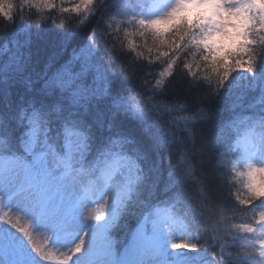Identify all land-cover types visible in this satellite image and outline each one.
I'll list each match as a JSON object with an SVG mask.
<instances>
[{
	"label": "snow or ice",
	"instance_id": "1",
	"mask_svg": "<svg viewBox=\"0 0 264 264\" xmlns=\"http://www.w3.org/2000/svg\"><path fill=\"white\" fill-rule=\"evenodd\" d=\"M25 2L37 9L57 7L54 0ZM110 7L108 0H79L62 9L82 17L77 27L94 16L100 19L87 43L79 52L73 50L72 57L51 75L48 70L55 55L35 78L25 75L30 53L17 61L11 74L0 70L4 101L0 109V264H175L171 250L181 249L195 250L192 264H264V210L258 219L253 216L258 226L227 223L228 211L232 215L244 211L239 206L255 209L259 201L264 207V166L248 164L246 172H236L216 140L197 138L198 125L214 119L204 100L196 103L192 115L174 122L170 132L162 128L166 122L160 113L172 109L156 100L168 91V78L175 72L191 77L190 89L204 87L217 98L226 96L225 90L241 79L258 77L262 107L258 124L264 130V0H151L150 8L158 11L119 22L107 11ZM14 8L10 0H0V17L7 22L4 30L16 24ZM106 18L113 22L112 32L105 28L102 34L112 42L113 51V33L121 30L131 50L138 47L132 37L144 41L150 61L144 74L155 77V82L144 79L140 88L150 91L151 97L130 104L129 97L114 92L111 78L98 69L89 79L96 68V33ZM51 22L55 24L54 19ZM129 25L134 31H128ZM60 27L62 53L74 29L65 28L63 21ZM143 55L137 53V57ZM152 61L166 65L158 77L151 71ZM118 74L124 79L134 75L123 68ZM18 84L24 92L14 97ZM169 103H179V98ZM126 119L137 123L141 135L124 126ZM145 140L152 151L168 153L170 167L163 188L160 162L152 160ZM256 155L264 165V134L258 152L246 151L243 158ZM230 173L244 177L243 197L240 190L231 192ZM85 174L96 180L94 188L84 186ZM213 178L218 185L210 183ZM225 187L238 206L228 208L219 199V189ZM161 195L170 204L182 205L184 218L192 225L200 223L197 216L210 219L218 214L210 226L214 244L193 243L189 232L177 239L169 219L159 220L158 213L151 211ZM92 204L99 207L89 210ZM39 228L45 234L37 243L34 233ZM232 228L246 235L236 256L225 261V248L237 244ZM78 255L82 259H76Z\"/></svg>",
	"mask_w": 264,
	"mask_h": 264
},
{
	"label": "trees",
	"instance_id": "2",
	"mask_svg": "<svg viewBox=\"0 0 264 264\" xmlns=\"http://www.w3.org/2000/svg\"><path fill=\"white\" fill-rule=\"evenodd\" d=\"M10 2L15 5V26L4 30L7 22L0 17V70H4L9 74H11L12 69L16 66L17 61L27 57L30 53V60H25V63L29 66L25 75L30 74L32 78H35L38 73L44 71L45 65L55 55L52 67L48 70L49 75H51L72 57L73 50L79 52L80 48L87 43L88 36L93 34V29L97 27V21L100 19L99 15L94 16L83 27H77L82 17L72 12L64 13L62 9L73 7L79 0H54L57 7L52 10L37 9L33 4L26 3L25 0H10ZM108 3L111 7L107 11L112 16H115L116 22L126 20V17L131 15H148V12L152 9L150 8L151 0H108ZM117 4L119 5L117 6ZM53 19L55 20V24L51 22ZM62 21L65 28L74 29V31L71 43L61 53L63 30L60 24ZM112 23L111 20L106 18L105 23L100 25V31L96 33L98 52L93 61L96 68H93L89 73V79L97 74L98 69L100 73H104L111 78L114 92L129 97V103L134 104L141 99H147L152 96L150 91H141L140 88L141 82L144 79L151 81L153 84L155 82V77L151 75L145 76L144 74L149 71L146 67L150 63L149 53L143 47L144 41L138 36L132 37L137 42V49H129L127 47L128 37L125 36L122 30L118 35L113 33V39L115 40V51H113L112 42L108 41V37L102 34L105 28L107 32H112V28L109 26ZM38 24L40 27L37 28L36 25ZM128 31L132 32L134 29L129 25ZM138 52H143L144 55L137 57ZM187 59L189 62L191 61V57H187ZM151 63V71H154L156 77H158L166 65L156 61H152ZM75 67L79 69L80 63L76 62ZM138 67L143 68L144 71L136 73L135 70ZM180 67L182 68L183 64ZM122 68L127 69L129 73H134V75H131L128 79H124L118 74ZM243 76L249 77L251 74L244 73ZM199 78L197 77V79ZM168 79L170 80L168 91L164 96L156 97V100L160 101L161 105H167L168 109H172L169 113H160L161 121L166 122L162 123V128H166L170 132L174 122H179L183 117L192 115L195 111L196 103L199 100H204L205 104L213 111L214 119L208 123L198 125L197 138L209 141L216 140L220 145L219 151L227 154L230 161L229 166H231L233 161L237 160L242 153L241 140L244 138L248 128L260 127L258 121L262 107L260 104L261 88L259 78L257 77L256 80L241 79L238 83L234 84L233 88L229 86L225 90V93L228 94L220 98L210 95L209 90L204 87L190 89L189 81L191 77L183 72H175L174 76ZM23 92L24 89L19 84L13 88L14 97H19ZM133 97H135V100L132 99ZM177 98H179V103H169V101H174ZM185 98L188 101L187 105L184 103ZM185 107L189 110L183 111L182 109ZM3 108L4 101L0 98V109ZM124 126L134 130L138 136L141 135L134 120L126 119ZM217 134H219L218 138ZM144 147L149 150L152 160L160 162V186L163 188L170 167L168 153L166 151H160L159 153L152 151L146 140L144 141ZM176 160L177 156L173 153L171 156L172 164H175ZM233 176V173L228 175V182L232 185L231 192L235 193L237 190H240V194L243 197V183L235 180ZM150 179H155V176L150 177ZM210 183L218 185L219 180L213 178ZM219 193V199L228 208L238 206V201L234 199V196L229 195L226 187L220 188ZM159 207L169 210L178 221H181L185 225L187 232L191 233L189 239L193 243L199 242L201 246L206 243L209 246L214 244L213 232L210 226L215 220L219 219L218 214L213 215L210 219L197 216L200 223L192 225L189 223V220L184 218V208L182 205L170 204L161 195L154 203L151 211L155 214ZM239 207L244 209V211L236 215H232L231 211L227 212L230 218L227 223L235 226L243 224L258 226L255 225L253 216L255 215L258 219L259 212L264 210L260 202H256L255 209H252L251 206ZM231 230L236 234L237 244L225 248V261L231 260L236 256V253L240 251L239 242L246 235L238 231L237 228H232ZM196 234L199 238H197ZM119 236L123 238L124 233H119ZM226 239L231 240L232 237L227 236ZM215 250L217 252L220 251L218 243L215 244ZM194 251L185 250L181 254L182 264H192Z\"/></svg>",
	"mask_w": 264,
	"mask_h": 264
},
{
	"label": "rangeland",
	"instance_id": "3",
	"mask_svg": "<svg viewBox=\"0 0 264 264\" xmlns=\"http://www.w3.org/2000/svg\"><path fill=\"white\" fill-rule=\"evenodd\" d=\"M153 11H158V9H150V11L148 12V15L152 14ZM262 134H264V131L259 127L248 128L244 138H242L241 140L240 146L242 148V153L239 156V158L233 161L232 163V164H235L236 166V172H246L248 164H256L257 166H264L261 164V161L258 155H256L253 159H250V160H245L243 158L246 151L247 152H258L259 140ZM253 145H255L256 147H253ZM233 175H234L233 177L235 180L241 181L243 183L244 177L237 176L235 173H233ZM84 186L94 188L96 186V180L92 178L91 176H88L87 174H85L84 175ZM92 199H95V197H93ZM98 207L99 205L92 204L90 205L89 210L94 211ZM5 210L7 211V209ZM156 213H158V215H156L155 218L159 220L169 219V222L173 224V228L175 230L174 234L176 235L177 239L180 238V236L182 235L181 234L182 232H187L185 225L181 221H178L169 210L159 207ZM44 234H45L44 229L42 228L37 229V231L34 233L37 243H40L42 241ZM171 251L174 253L172 259L175 261V264H182L183 260L181 258L182 257L181 254H183L185 250L181 249V250H171ZM76 259H82V257L78 255Z\"/></svg>",
	"mask_w": 264,
	"mask_h": 264
}]
</instances>
